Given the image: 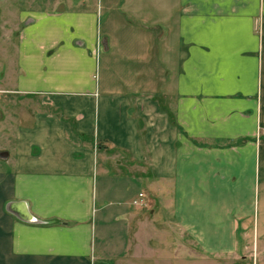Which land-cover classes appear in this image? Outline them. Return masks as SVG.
Masks as SVG:
<instances>
[{"label":"crops","instance_id":"obj_1","mask_svg":"<svg viewBox=\"0 0 264 264\" xmlns=\"http://www.w3.org/2000/svg\"><path fill=\"white\" fill-rule=\"evenodd\" d=\"M53 1L5 91L39 102L3 126L0 264H151L154 228L264 264V0Z\"/></svg>","mask_w":264,"mask_h":264},{"label":"rangeland","instance_id":"obj_2","mask_svg":"<svg viewBox=\"0 0 264 264\" xmlns=\"http://www.w3.org/2000/svg\"><path fill=\"white\" fill-rule=\"evenodd\" d=\"M54 2L55 1L53 0H0V147L4 146V139L12 137L11 135L5 136L3 132L4 124L7 126L8 131L12 134L16 124H21L22 122L27 123L29 121L31 116L30 114L34 112L33 110H35L33 108H36V105L39 102V99L36 97L28 98L20 96L16 93L5 91H12L15 88V79L18 77V71H16V56L18 55L17 47L20 43L21 32L24 28L27 29V27L35 21V19L31 17V11L51 10ZM59 2L62 4L61 7L67 6L65 0V4L62 3L61 0H59ZM96 45L101 46L102 49V45H100L99 42H97ZM96 49L97 47L93 49L92 53H94L96 60H98L100 51L97 54ZM160 99V101L163 100L162 97ZM16 121L17 123H15ZM119 155L126 158V154L123 151H119ZM150 231L151 238L147 235V241L144 242L150 248L147 250V254H158L156 262L152 261L151 264H186L185 262L175 263L171 260L172 257H169L171 253V247L169 246L170 242H173L174 244L177 243L174 239L173 241L168 239L170 231L166 230L164 233V230H162L160 235L162 237L160 239H152V231H158L157 228L151 229ZM164 235L167 239H163ZM189 246L190 244L188 243L187 246L185 245V247ZM260 257L261 256H259V258ZM184 258L185 256H183V259ZM251 258L252 260L244 261L243 264H247V262L248 264L253 263V257ZM196 259L197 262H190V264L211 263L206 262V258L204 257L197 256ZM239 261L235 262V264H238ZM260 261L261 263H264V256L260 259ZM211 264L234 263L230 260H221L215 257Z\"/></svg>","mask_w":264,"mask_h":264},{"label":"built area","instance_id":"obj_3","mask_svg":"<svg viewBox=\"0 0 264 264\" xmlns=\"http://www.w3.org/2000/svg\"><path fill=\"white\" fill-rule=\"evenodd\" d=\"M97 54L99 53V48H98V45H97ZM142 195L141 194H139V197H141Z\"/></svg>","mask_w":264,"mask_h":264}]
</instances>
